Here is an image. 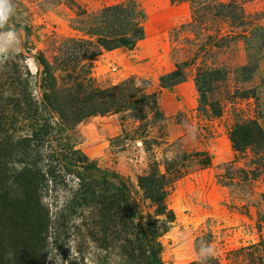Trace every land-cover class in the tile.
Segmentation results:
<instances>
[{
	"label": "rangeland",
	"instance_id": "1",
	"mask_svg": "<svg viewBox=\"0 0 264 264\" xmlns=\"http://www.w3.org/2000/svg\"><path fill=\"white\" fill-rule=\"evenodd\" d=\"M130 1L146 39L120 55L103 51L93 73L99 88L146 89L147 95L122 112L82 123L75 150L83 152L88 137L128 135L131 145L103 161L89 159L106 175L73 170L66 162L75 164L81 155L61 152L60 142L51 144L55 155L43 158L34 150L45 149L34 143L21 151L45 182L38 200L49 222L35 245L38 264H151L152 252L163 264H264V0H13L16 14L0 27V76L5 81L11 74L5 63L25 73L39 125L51 126L55 108L47 103L38 58L44 54L53 63L58 55L77 57L60 48L63 38L88 39L78 29L104 7ZM39 31L46 35L42 43L34 38ZM178 70L186 75L184 83L201 82L205 103L197 93L195 109L163 118L153 111L162 112L159 99L166 89L160 78ZM174 88L164 92L171 100ZM5 110L0 139L32 134L34 122L22 114L10 118ZM61 143H70L66 135ZM19 159L12 158L11 172L21 169ZM145 177L166 193L164 213L141 187ZM115 178L126 184L138 216L122 201ZM8 196L21 199L23 193L9 182ZM209 243L213 257L203 251ZM9 245L3 264H26Z\"/></svg>",
	"mask_w": 264,
	"mask_h": 264
},
{
	"label": "trees",
	"instance_id": "2",
	"mask_svg": "<svg viewBox=\"0 0 264 264\" xmlns=\"http://www.w3.org/2000/svg\"><path fill=\"white\" fill-rule=\"evenodd\" d=\"M172 1L176 2V0ZM78 31L88 39L63 38L60 45L62 49L74 50L78 54L77 57L72 56L70 59H65L62 55H58L53 63L48 61L44 54L38 58L40 64L45 68L46 79L43 80V83L47 89L45 91L50 93L47 103L55 108L51 126L39 125L42 123L41 115L31 108L30 97L32 98V95L28 94L27 84L24 81L26 74L20 71L17 66H10L9 63H5L3 67L5 72L8 71V74L10 72L11 74L5 81L0 76V110L6 109L4 113L8 110L11 111L10 118L22 114L25 116L24 121L34 122L35 125L32 134L28 137H18L16 141H11V138L5 135L0 139V264H3L5 251L9 244L12 252L18 253L26 264H38L40 260L42 261L39 257L40 249H37L35 245L43 240L42 234L45 233L49 222V214L38 200L39 192L45 182L41 170L35 163L27 162L28 158L21 151L30 149L34 143L37 148L45 149L44 151L34 150L37 158H43L48 153L55 155L51 144L54 141L60 142L61 152L69 150L67 153L81 155L75 164L66 162L73 170L79 169L81 173L86 174L88 172L103 174L96 166L88 164L89 158L83 152L75 150L78 142V127L99 115L122 112L131 107L139 95L146 94V89L136 92L119 88H99L93 73L94 61L103 51L133 50L146 39V31L140 22V14L134 2L104 7L98 16L89 20L86 26ZM59 73L60 75H58ZM185 81V73L178 70L162 76L160 86L162 89L171 90L174 86ZM195 82L201 103L204 104V89H202L199 80ZM7 93L8 95H5ZM140 99L145 100V97ZM63 106H76L80 109L64 111ZM153 111L159 112L163 118H166L159 107H155ZM1 112L3 111H0V122L1 119H5L6 114L3 115ZM53 133L59 134L61 137L53 136ZM3 134H5V130L2 124L0 136ZM65 135L70 141L68 145L61 143V139ZM47 143L49 145L45 148ZM18 156L20 159L17 162L21 165V169L11 172L9 167L12 165V158ZM115 180L117 182L113 183L114 187L122 195V201L126 204L127 209L138 216L126 184L117 178ZM9 182L21 189L23 198L9 199ZM140 185L148 198L158 205V210L164 213L166 211V193L159 192L157 180L145 177L140 180ZM142 229L139 225V230L144 236L145 233ZM148 259L151 264H163L160 257L154 252L149 253Z\"/></svg>",
	"mask_w": 264,
	"mask_h": 264
},
{
	"label": "crops",
	"instance_id": "3",
	"mask_svg": "<svg viewBox=\"0 0 264 264\" xmlns=\"http://www.w3.org/2000/svg\"><path fill=\"white\" fill-rule=\"evenodd\" d=\"M34 36L39 43L44 42L46 39V35H44L43 31L37 32ZM121 51L123 52V49L107 52V54L120 55L119 52ZM165 91L166 90L161 93L159 102L161 110L166 118L169 119L179 112L196 108L198 92L195 82L189 81L176 86V92L173 94L170 92V95L174 98L172 100L164 93ZM127 138L128 135H124L95 141L88 137L83 144V152L91 161H103L105 158L109 157L111 152L131 145V141H128Z\"/></svg>",
	"mask_w": 264,
	"mask_h": 264
},
{
	"label": "clouds",
	"instance_id": "4",
	"mask_svg": "<svg viewBox=\"0 0 264 264\" xmlns=\"http://www.w3.org/2000/svg\"><path fill=\"white\" fill-rule=\"evenodd\" d=\"M15 14H16V5L13 4V0H0V27H3L6 23H9ZM7 35L9 37H15L16 34L12 31H9ZM2 51L3 49H0V52ZM3 64L4 61L0 60V65ZM203 251H206L207 255L210 257H213L215 255L214 249L210 243H209V248ZM73 254H75L74 250H73ZM89 264H91V262H89Z\"/></svg>",
	"mask_w": 264,
	"mask_h": 264
}]
</instances>
